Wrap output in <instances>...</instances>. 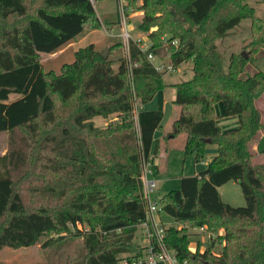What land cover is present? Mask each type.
<instances>
[{
	"label": "trees",
	"instance_id": "obj_1",
	"mask_svg": "<svg viewBox=\"0 0 264 264\" xmlns=\"http://www.w3.org/2000/svg\"><path fill=\"white\" fill-rule=\"evenodd\" d=\"M124 8L126 15L142 12L146 50L131 40L126 54L115 40L114 56L103 57L90 42L58 73L44 72L39 54L101 26L91 0H41L23 27L1 31L0 132L23 129L28 143L26 151L0 156V250L40 242L48 248L71 235L83 238L84 252L65 264H120L142 253L135 234L146 215L141 172L149 164L157 174L154 133L163 119L162 111L143 106L166 86L152 54L174 68L191 64V77L173 84L179 112L171 130L185 134L184 157L201 162L206 147L216 146L204 170L181 176L178 189L160 196V212L175 223L224 229L192 252L188 234L168 225L167 248L187 264H264V162L255 160L264 152V70L243 77L255 51L264 49V20L248 0H125ZM27 12L24 0H0V23ZM244 19L250 21L246 56L231 53L225 67L216 41ZM11 94L19 97L10 100ZM59 105L66 107L63 116ZM111 115L118 117L113 124L94 126V117ZM220 116L236 117L238 126L222 130ZM232 180L242 206L225 202L218 190ZM21 186L33 193L29 205Z\"/></svg>",
	"mask_w": 264,
	"mask_h": 264
},
{
	"label": "rangeland",
	"instance_id": "obj_2",
	"mask_svg": "<svg viewBox=\"0 0 264 264\" xmlns=\"http://www.w3.org/2000/svg\"><path fill=\"white\" fill-rule=\"evenodd\" d=\"M27 5L28 12L24 17L12 16L7 20H2L0 23V34L3 29H11L13 27L21 28L27 21V19L33 16L35 10L41 6V0H24ZM249 4L254 8L256 16L264 20V4L255 2L254 0H248ZM96 14L101 20L100 27L86 28L73 42L66 45L64 48L58 50L55 53H40L39 60L42 64L44 72L58 73L61 67L65 64H69L74 60V52L89 44L93 43L96 48L103 52L104 49H108L107 56L113 57L115 54L114 50L109 48L112 41L120 40L117 33L119 34L120 25L113 24L110 21H114L117 17L118 2L117 0H93ZM128 3V2H127ZM256 11V12H255ZM132 12L127 14V29L134 40L140 41V44L144 48H148L150 40L146 33L138 29V24L141 17ZM258 15H257V14ZM106 22V23H105ZM103 25L110 27L104 29ZM113 26V27H111ZM115 34V35H112ZM112 35V36H109ZM117 35V36H116ZM250 40V21L244 19L238 25H236L229 34L220 38L216 41L219 52L222 55L224 66L227 67L228 58L231 53H242L246 51L244 48ZM123 48V46H122ZM124 49V48H123ZM254 62L249 63L246 70L243 73V77L251 75L257 70H264V49H258L254 53ZM155 60V61H154ZM155 63H163V60H159L158 57L154 56ZM167 64V63H163ZM180 71L176 72H164L162 78L163 82L167 86L160 89L148 102L145 107L147 109H157L163 112V119L161 121L160 128L155 132V137L159 138V146L154 157V165H157L159 172L156 175H148L149 178L154 179L156 186L151 192L150 199L153 201L155 196L160 197L161 195L179 188L181 176H192L202 170H204L210 161L209 151L205 152L203 161L195 162L192 157H184L182 148L184 145L185 134H179L173 136L171 130V124L177 117L179 107L172 101L175 98V90L171 84L183 80H187L191 77V64L183 63L180 66ZM19 97L17 94H11L10 100ZM264 104V102L262 103ZM220 105V104H219ZM140 108L139 103H135V111ZM221 110L220 106H216L217 113ZM66 111L65 106H60L57 110L58 116H63ZM118 117L111 115L107 118L96 116L93 118L94 126L103 130L109 124H113ZM220 117L217 119V123L220 121ZM134 127L137 130V121L134 119ZM262 122L264 123V112L262 115ZM107 144H112V137L105 140ZM27 135L23 129H16L13 131H2L0 132V156L5 154L8 150L13 148L27 150ZM260 149H264V136L259 143ZM256 161L264 162V152H260L259 156L255 158ZM23 190L24 200L29 205L33 199V193L26 186H21ZM222 199L234 206L244 205V198L238 182L229 181L218 187ZM158 218L162 221L164 226L174 225L179 229H183L188 234L189 249L193 252L196 249L203 251L206 247L209 238L215 237L218 234L224 233L222 227H217L214 230L200 231L198 226L189 223H175L171 219L165 217L161 212L158 214ZM213 232V233H212ZM141 228L136 231L137 243L141 244ZM212 233V234H211ZM84 252L83 238L66 236L62 242H55L48 248H43L41 242L32 246L20 247V248H3L0 250V263L3 264H65L68 260L77 258L80 253ZM122 264V262L120 263Z\"/></svg>",
	"mask_w": 264,
	"mask_h": 264
},
{
	"label": "built area",
	"instance_id": "obj_3",
	"mask_svg": "<svg viewBox=\"0 0 264 264\" xmlns=\"http://www.w3.org/2000/svg\"><path fill=\"white\" fill-rule=\"evenodd\" d=\"M93 2V0H91ZM118 2V24L120 25V31L118 37L122 43V46L128 53L129 43L131 40L135 41L139 48L146 50L140 41L133 39L127 29V15L125 13V0H117ZM148 59L154 62V56L152 54L147 55ZM154 67L159 72H173L177 71L171 64L154 63ZM135 103H138L135 101ZM135 103L133 110V117L137 120V112L135 111ZM153 175L149 164H144L141 172V180L143 186V194L146 199V215L145 220L138 226L141 228V246L142 253L133 257L130 260H123L122 264H187V262L180 261L174 251L167 248L165 244V226L162 221L158 218L160 213L159 199L160 197L155 196L154 200L150 199L151 192L155 189L156 183L154 179L148 177ZM200 231H206L205 227H198Z\"/></svg>",
	"mask_w": 264,
	"mask_h": 264
},
{
	"label": "crops",
	"instance_id": "obj_4",
	"mask_svg": "<svg viewBox=\"0 0 264 264\" xmlns=\"http://www.w3.org/2000/svg\"><path fill=\"white\" fill-rule=\"evenodd\" d=\"M256 12V11H255ZM136 14L138 15V16H140V17H142V12L141 11H138V12H136ZM257 14V13H256ZM258 15V14H257ZM259 16V15H258ZM261 17V16H260ZM111 22V21H110ZM111 27H113V26H111ZM103 28L104 29H109L110 27H108V26H104L103 25ZM111 29V28H110ZM112 35H115V34H112ZM112 35H109V36H112ZM117 35H118V33H117ZM116 35V36H117ZM155 61V60H154ZM182 64H180V65H178V67H177V71L176 72H179L180 71V66H181ZM180 82V81H179ZM175 83H178V82H175ZM175 83H173V84H175ZM173 84H171V86H173ZM166 86H167V84H166ZM175 90V89H174ZM263 102H264V97H263ZM264 105V104H263ZM218 106H220V108H221V110L218 112V114H221L222 113V111H223V109H222V106L221 105H219L218 104ZM144 107H145V105H144ZM147 109V108H146ZM220 121L221 120H223V122H220V123H217L220 127H221V129L222 130H225V131H227V130H231V129H234V128H236L237 126H238V120H237V118L236 117H226V116H220ZM158 130V129H157ZM156 130V131H157ZM155 131V132H156ZM262 136H264L263 134L261 135V137H260V139H262ZM154 138L156 139V140H158L159 141V138L157 139L156 137H155V133H154ZM184 141H185V137H184ZM253 150H256L257 151V145H255L254 144V146H253ZM206 151H209V155L211 156L210 157V160L213 158V156L216 154V146L215 145H213V144H209L207 147H206ZM156 157V156H155ZM153 163H154V158H153ZM209 163V162H208ZM155 164V163H154ZM157 166V165H156ZM157 172H159V168H158V166H157ZM158 174V173H157Z\"/></svg>",
	"mask_w": 264,
	"mask_h": 264
},
{
	"label": "water",
	"instance_id": "obj_5",
	"mask_svg": "<svg viewBox=\"0 0 264 264\" xmlns=\"http://www.w3.org/2000/svg\"><path fill=\"white\" fill-rule=\"evenodd\" d=\"M107 53H108V49H104L103 52H102V56L103 57H106L107 56ZM244 57L246 56V54L244 53H241Z\"/></svg>",
	"mask_w": 264,
	"mask_h": 264
}]
</instances>
